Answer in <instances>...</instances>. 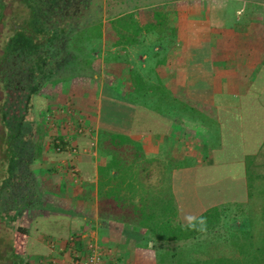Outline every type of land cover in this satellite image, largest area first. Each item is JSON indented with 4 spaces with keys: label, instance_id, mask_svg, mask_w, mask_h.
<instances>
[{
    "label": "crops",
    "instance_id": "0c3cea01",
    "mask_svg": "<svg viewBox=\"0 0 264 264\" xmlns=\"http://www.w3.org/2000/svg\"><path fill=\"white\" fill-rule=\"evenodd\" d=\"M100 2L104 6V50L116 53L113 62L105 56L102 62L109 72V67L117 69L111 78H65L52 83L50 94L44 88L33 94L32 99H42L33 113L40 122L35 119L28 129L27 88L24 99L12 100L10 78L0 77V102L8 94L18 111L14 121H7L11 115L5 108L9 106L0 110V243L6 241L7 230L15 231L19 244L14 251L12 246L0 249V264L11 261L14 254L34 258L37 264L47 255L52 264H73L72 254H61L67 243L62 238L68 239L73 231L100 242L105 264H158L152 248L148 250L124 232L127 225L111 227L114 224L99 215L98 169L109 161L99 150L100 129L139 140L149 159L179 164L169 178L185 225L208 209L234 200L230 196H242L247 157L264 151V0ZM129 17L135 23L129 29L118 25L117 30L112 25L114 19ZM124 34L131 36L130 43L121 37ZM133 71L147 83L148 91L139 95L146 96L148 107L138 105L122 118L119 112L137 95ZM76 80L102 84L103 89L114 85L115 98L121 101L112 110L114 123H104L107 104L102 96L96 102L98 90L78 91ZM156 84L165 87L162 113L155 110L159 95L152 87ZM60 89L65 90V97L59 103L68 110L62 111L61 128L54 130L63 134L60 139L79 148L76 154L58 151L44 138L41 120L59 107L53 97ZM72 98L86 115L95 116L90 121H97L98 129L92 139L70 132V124L76 121L71 108L77 107L70 102ZM74 167L79 173L73 172ZM128 227L134 235L145 233ZM48 235L52 242L45 248Z\"/></svg>",
    "mask_w": 264,
    "mask_h": 264
},
{
    "label": "trees",
    "instance_id": "16d2710c",
    "mask_svg": "<svg viewBox=\"0 0 264 264\" xmlns=\"http://www.w3.org/2000/svg\"><path fill=\"white\" fill-rule=\"evenodd\" d=\"M11 10L12 5L9 0H0V42L4 41L3 45L0 44V77L2 80L8 78L6 68L12 57L11 46L16 36L29 34L32 39H39L33 27L34 32L29 30L25 24L26 26L17 28L15 33L3 40L5 18ZM134 24L131 17L112 20V25L117 30L118 25L119 28L129 29ZM45 35L47 37L44 38L51 42L57 40L55 36H58L53 31ZM79 37L80 35L74 39V47L78 50L80 48ZM121 37H124L126 42H131V36L124 34ZM68 50V55L74 63L69 65L66 76L54 79L53 83L76 76H89L94 79L99 77L100 72L97 70L98 67L93 57H81L79 54L74 56L72 50L70 48ZM47 57H43V62ZM132 75L137 95L129 99L131 108L126 105L119 112L122 118L129 116L138 105L148 107L146 96L139 95L148 91L147 83L139 72L133 71ZM152 89L159 95L155 110L162 113L165 87L162 84H156ZM115 109L113 106L106 105L103 120L106 121L108 116L115 113L112 111ZM98 146L101 153L109 157L108 163L99 166L98 169L100 217L110 220V223L114 224L111 227L117 229H122L121 225H127L124 232L135 241L139 240L141 233L134 235L128 226L138 229L139 232H145L144 235L142 234L143 237L141 236L142 239L154 242V246L157 244L158 264H264L263 150L247 157L245 193L242 196L240 194L236 195V198L230 196V199L234 200L208 209L193 222L185 225L181 222L171 191L170 178H166L169 185L163 190H158L148 180L152 176L151 166L158 160L147 157L139 140L125 133L100 129ZM169 164L171 165L170 171L179 166L173 161ZM229 218L234 223L239 221L240 226L233 227L244 231L247 240H250L247 251H244L245 249L242 252L239 251V245L234 244L233 238L231 239L228 221H224ZM206 250H211L212 253L207 254Z\"/></svg>",
    "mask_w": 264,
    "mask_h": 264
},
{
    "label": "rangeland",
    "instance_id": "374dc122",
    "mask_svg": "<svg viewBox=\"0 0 264 264\" xmlns=\"http://www.w3.org/2000/svg\"><path fill=\"white\" fill-rule=\"evenodd\" d=\"M12 5L11 12L5 18V26H4V37L3 40L13 33H15L17 28H20L27 25L29 30H32L37 34L39 39H32L31 35L23 34L20 36H16L14 42L12 43V57H10L9 63H7L6 74L10 78L11 83H7L10 87V94L12 100L18 99L21 96L24 99L25 88H27L28 93V113L27 120L28 129H30V124H34L35 119L40 122V119L37 120L34 116V112L36 106L39 107L42 104V99L39 97H35L32 99V96L35 93L39 92L44 88L45 93H51L53 90V81L56 78L64 77L67 75L68 67L70 64L73 65L74 61L69 57V48L72 50V54L79 56H88L93 57L96 64L100 63L101 65V74L100 78L110 77V73L115 74L117 69L114 67H109L112 71L109 72L107 69L102 68L103 58L105 56L106 60L109 62H113L115 58V51L104 50V35H103V26H104V18L102 10H104L103 4L100 0H9ZM102 22V23H101ZM25 25V26H26ZM33 27V29H32ZM97 28V29H95ZM92 29V30H91ZM53 31L54 34L58 36L55 38L54 42L51 40H47L44 37H47L45 34ZM100 32V33H99ZM79 50L74 47V39L79 36ZM83 35L84 37H82ZM112 36H108L107 38L111 40ZM54 38V39H55ZM108 40V41H109ZM112 43V42H110ZM0 44H4V41H1ZM48 56L46 61L43 62V57ZM105 60V61H106ZM107 68V66H105ZM107 70V71H103ZM121 71V70H120ZM115 79L113 78L114 85L116 84ZM82 81V80H81ZM76 82H79L76 80ZM76 84V83H75ZM114 85L109 86L108 88L103 89L102 84L97 85V83H89L86 81L79 82L76 84V89L78 91H83L87 93V91H91L93 89L98 90V99L96 102H99L100 96L103 98V102H105L109 106H113L114 108L120 107L121 101L115 98ZM102 86V87H101ZM52 89L50 92L49 90ZM101 89L104 91L101 92ZM57 95L54 96V101L59 104L58 108H52L51 115H45L43 120H41L44 124V138L48 145L52 147H56L55 140L56 138H60L63 134H60L58 131L54 130L56 127L61 128L59 123H62V114L64 110H68L66 106L62 107L60 104L62 101V97H65V90L58 91ZM34 94V95H33ZM85 96V95H83ZM86 97V96H85ZM32 99V100H31ZM10 95H5L4 99L0 102V110H2V106H9V108H5V113L7 115H11L7 121L11 119L14 121L15 117H18L16 111L17 107H14L16 104L14 101L10 104ZM61 100V101H58ZM60 102V103H59ZM72 105H76V101H73V98L70 100ZM86 104V102H85ZM77 106V105H76ZM131 108V103L128 105ZM35 107V108H34ZM71 107H69L70 109ZM85 108V107H84ZM97 108L94 106V109ZM34 109V111H33ZM72 117L73 124H70V132L74 134L76 137L80 133L77 131L78 125L83 123L84 126L88 129L87 132L84 133L85 136L83 138H87L86 140L92 139V135L97 131V121H90V119H95L94 115L85 114L82 110V107H72ZM54 111V112H53ZM95 111V110H94ZM50 116V117H48ZM34 117V118H33ZM84 118L85 121L81 118ZM110 119L106 120L104 123L106 125L112 124L115 121V115L111 114ZM83 120V121H82ZM52 121V123H51ZM80 121V122H79ZM112 121V122H109ZM79 122V123H77ZM108 123V124H107ZM55 124L56 126H53ZM130 124V122H129ZM128 124V125H129ZM90 125V126H88ZM104 126V124H103ZM88 127L94 128L92 131L89 130ZM66 128V127H64ZM87 134V135H86ZM92 136V137H91ZM82 138V136H80ZM70 138V136H69ZM74 138V137H73ZM69 140H72L71 138ZM171 169V165L166 162L157 161L155 164H152L151 171L152 176L150 177V182L154 184L158 190L167 189L169 185V181L166 179L169 177V173ZM79 173V171H78ZM247 198H245L246 200ZM230 215V214H229ZM228 221L229 233L231 234V239L233 238L234 244L239 245V251H247V245L249 246L250 240H247L245 236V232L235 229L233 226H240L239 221L231 222L229 219H224V221ZM224 227H222L223 229ZM221 229V230H222ZM9 233L5 230L6 237L4 238L6 241L0 243L1 248H7V246H12L14 250L19 248V244L15 241L14 233L15 231H11ZM14 232V233H13ZM233 233V234H232ZM4 234V231L2 232ZM73 234H78L77 231H73ZM87 234V233H86ZM52 236L48 235L44 237L45 248H48L50 245L49 241ZM89 237V236H88ZM143 237V236H142ZM139 236V240L142 242V245L150 250L151 248L155 253L158 251L157 244L154 246V242L150 240L142 239ZM3 238V235H2ZM9 238V241H8ZM12 238V240H11ZM57 238V237H56ZM70 238V237H69ZM69 238L63 239L66 243V246L63 248V252L61 254H71ZM93 238V237H89ZM63 241V242H64ZM52 242V240L50 241ZM64 243V245H65ZM16 246V247H15ZM9 248V247H8ZM19 250V249H18ZM151 251V250H150ZM208 251V250H206ZM207 254L212 253V251L206 252ZM48 254H51L50 252ZM12 256V255H11ZM48 256V255H47ZM45 257L44 261L40 260L38 264H52L50 257ZM4 262V261H2ZM37 264V260L34 258L23 259L19 258V255H13L11 261L7 259L4 264ZM1 263V262H0Z\"/></svg>",
    "mask_w": 264,
    "mask_h": 264
},
{
    "label": "built area",
    "instance_id": "2783aa9c",
    "mask_svg": "<svg viewBox=\"0 0 264 264\" xmlns=\"http://www.w3.org/2000/svg\"><path fill=\"white\" fill-rule=\"evenodd\" d=\"M77 131L81 134L85 133L83 123L78 125ZM55 143L58 151H69L73 154L79 152V148L60 138H56ZM78 171L79 168H73V172L78 173ZM69 244L73 264H105V250L97 239L89 238L86 233H78L70 236Z\"/></svg>",
    "mask_w": 264,
    "mask_h": 264
}]
</instances>
